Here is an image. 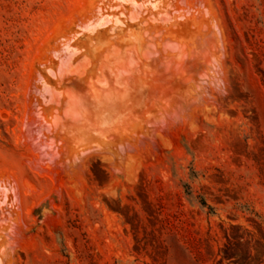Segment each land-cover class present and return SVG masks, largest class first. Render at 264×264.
I'll return each mask as SVG.
<instances>
[{"label": "rangeland", "instance_id": "374dc122", "mask_svg": "<svg viewBox=\"0 0 264 264\" xmlns=\"http://www.w3.org/2000/svg\"><path fill=\"white\" fill-rule=\"evenodd\" d=\"M0 264H264V0H0Z\"/></svg>", "mask_w": 264, "mask_h": 264}, {"label": "bare ground", "instance_id": "6f19581e", "mask_svg": "<svg viewBox=\"0 0 264 264\" xmlns=\"http://www.w3.org/2000/svg\"><path fill=\"white\" fill-rule=\"evenodd\" d=\"M50 35H51V34H50ZM51 36H52V35H51ZM56 36H57V35H56ZM49 39H50V37H49ZM44 42H45V41H44ZM43 44H44V43H43ZM42 47H45V46H42ZM139 47H140V45H139ZM40 48H41V47H40ZM142 48H143V47H142ZM167 48H168V47H167ZM40 50H41V49H40ZM42 50H43V48H42ZM138 50H139V48H138ZM38 51H39V50H38ZM39 52H40V51H39ZM38 54H39V53H38ZM41 54H42V53H41ZM39 55H40V54H39ZM40 57H41V55H40ZM40 57L38 56V58H40ZM47 57H48V56H47ZM36 58H37V57H36ZM36 58H35V59H36ZM55 59L57 60L58 58L56 57ZM36 60H37V59H36ZM54 61H55V60H54ZM37 63H38V62H37ZM39 63L41 64L40 61H39ZM50 63H52V62L50 61ZM56 63H57V62H56ZM40 64H39V65H40ZM43 64L45 65V64H49V63H45V62H44ZM52 64H53V63H52ZM52 64H51V65L49 64V67L52 66ZM32 65H33V64H32ZM36 65H37V64H36ZM53 65H54V64H53ZM40 66H41V65H40ZM40 66L37 65V67L41 69L42 67H40ZM42 66H43V65H42ZM46 66H47V65H46ZM140 66H141V65H140ZM47 67H48V66H47ZM47 67L45 68V66H43V68H44L46 71L49 70V68L47 69ZM144 68H147V67L144 65ZM32 69H33V68H32ZM34 69H36V68H34ZM34 69H33V71H34ZM44 69H42V70H43V72L45 73L46 71H45ZM53 69H54V68H53ZM53 69H52V70H53ZM42 70H41V72H42ZM33 71H32V72H33ZM48 72H49V71H48ZM37 73H38V72H37ZM44 73H43V74H44ZM54 73H56V71H55ZM172 73H173V72H172ZM38 74H39V73H38ZM38 74H36V77H35V78L38 77V76H37ZM34 75H35V74H32L31 76L34 78ZM39 75H40V74H39ZM49 75H51V74L49 73ZM49 75H48V73H47V76H48L49 78L52 79L53 76L50 77ZM55 75H56V74H55ZM138 75H139V74H138ZM41 76H42V75H41ZM41 76H40V77H41ZM47 76H46V77H47ZM40 77H39V78H40ZM33 78H32L33 81H32V80H31V81L34 83V80H35V79H33ZM49 78H45V77L42 78V77H41V79H43V80L45 79L44 81H46V80L48 81ZM130 78H131V77H130ZM56 79H57V78H56ZM56 79H55V80H56ZM128 79H129V78H128ZM38 80H40V79H38ZM52 80H53V79H52ZM55 80H53L52 82H54ZM60 80H61V79H60ZM170 80H171V79H170ZM35 81H37V79H36ZM44 81H43V83H44ZM49 81H50V80H49ZM127 81H128V80H127ZM39 82H40V81H39ZM52 82H51V83H52ZM139 82H140V81H139ZM36 83H37V82H36ZM41 83H42V82H41ZM46 83H47V82H46ZM54 83H55V82H54ZM156 83H158V82H156ZM156 83H154V84H156ZM159 83H160V82H159ZM31 84H32V83H31ZM31 84H30V85H31ZM37 84H39V83H37ZM37 84H34V85L36 86ZM44 84H45V83H44ZM48 84H49V82H48ZM48 84H47V85H48ZM55 84H56V83H55ZM55 84H53V85H55ZM160 84H161V83H160ZM34 85H33V86H34ZM163 85H164V84H163ZM31 86H32V85H31ZM31 86H30V87H31ZM35 86H34L33 88H36ZM49 86H52V85L49 84ZM149 86H150V85H149ZM152 86H153V84H152ZM37 87H38V85H37ZM40 87H41V85H40ZM55 87H56V86H55ZM46 88H47V86H46ZM50 88H52V87H50ZM144 88H146V87H144ZM30 89H31V88H30ZM36 89H39V87L36 88ZM171 89H172V88H171ZM40 90H41V89H39V92L42 93V91H40ZM67 90H68V89H67ZM34 91H35V90H34ZM43 91H44V90H43ZM58 91H59V90H58ZM65 91H66V90H65ZM165 91H166V90H165ZM30 92H31V90H30ZM35 92H36V91H35ZM171 92H172V91H171ZM41 93H39V96H40ZM165 93H166V92H165ZM173 93H174V92H173ZM34 94H35V93H34ZM50 94H53V93H50ZM50 94H49V95H50ZM68 94H69V93H68ZM68 94H67V95H68ZM170 94H171V93H170ZM32 95H33V94H32ZM41 95H42V94H41ZM54 95L56 96L57 94H54ZM51 96H52V95H51ZM34 97H37V96H34ZM66 97H67V96H66ZM34 99H35V98H34ZM37 100H38V98H37ZM103 103H104V102H103ZM80 106H81V105H80ZM103 107H104V106H103ZM106 113H107V112H106ZM106 113H104V114H106ZM104 114H103V115H104ZM106 115H107V114H106ZM106 115H104V116H106ZM108 115H109V114H108ZM105 118H106V117H105Z\"/></svg>", "mask_w": 264, "mask_h": 264}]
</instances>
